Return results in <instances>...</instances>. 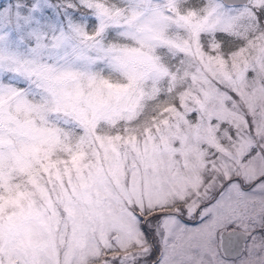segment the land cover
<instances>
[{
    "label": "snow or ice",
    "instance_id": "obj_1",
    "mask_svg": "<svg viewBox=\"0 0 264 264\" xmlns=\"http://www.w3.org/2000/svg\"><path fill=\"white\" fill-rule=\"evenodd\" d=\"M0 264H264V0H0Z\"/></svg>",
    "mask_w": 264,
    "mask_h": 264
}]
</instances>
